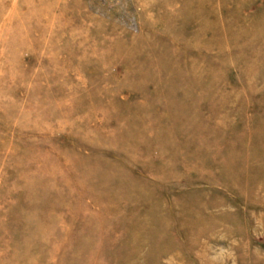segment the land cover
Masks as SVG:
<instances>
[{
	"label": "rangeland",
	"instance_id": "obj_1",
	"mask_svg": "<svg viewBox=\"0 0 264 264\" xmlns=\"http://www.w3.org/2000/svg\"><path fill=\"white\" fill-rule=\"evenodd\" d=\"M0 264H264V0H0Z\"/></svg>",
	"mask_w": 264,
	"mask_h": 264
}]
</instances>
